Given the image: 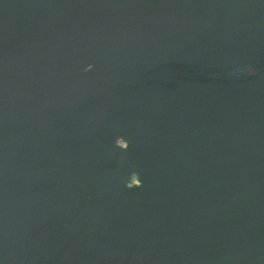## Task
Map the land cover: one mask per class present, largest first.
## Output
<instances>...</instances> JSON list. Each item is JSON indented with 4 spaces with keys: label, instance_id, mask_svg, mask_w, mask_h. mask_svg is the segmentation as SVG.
<instances>
[{
    "label": "water",
    "instance_id": "95a60500",
    "mask_svg": "<svg viewBox=\"0 0 264 264\" xmlns=\"http://www.w3.org/2000/svg\"><path fill=\"white\" fill-rule=\"evenodd\" d=\"M0 264H264V0H0Z\"/></svg>",
    "mask_w": 264,
    "mask_h": 264
}]
</instances>
